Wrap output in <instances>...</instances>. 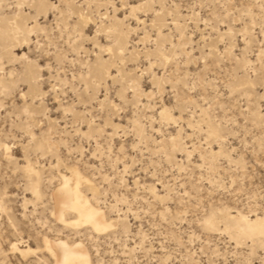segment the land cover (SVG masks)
<instances>
[{"label":"snow or ice","instance_id":"6c2138e0","mask_svg":"<svg viewBox=\"0 0 264 264\" xmlns=\"http://www.w3.org/2000/svg\"><path fill=\"white\" fill-rule=\"evenodd\" d=\"M0 9V194L20 180L37 198L49 158L79 187L89 150L83 141L95 139L97 191L105 204L112 201L111 215L93 210L71 223L59 220L95 235L86 240L95 259L70 262L68 246L45 235L43 249L38 241L35 250L20 251V264H264V0H0ZM227 65L234 71L220 81L216 71L223 75ZM238 72L246 73L243 81ZM232 97L247 107L237 113ZM52 108L60 119H50ZM130 109L127 128L115 127V117ZM125 136L131 163L127 142L113 144ZM114 155L123 164L114 169L119 177L103 170L104 157L111 162ZM136 167L152 173V187L137 182L129 191L125 177ZM205 174L209 198L227 194L245 205L223 247L206 235L217 231L211 217L200 219L199 229L175 230L196 216L187 205L199 208L205 199ZM141 187L150 193L147 208L136 206ZM169 200L179 205L175 212L164 207ZM32 203L35 217L39 203ZM56 215L53 208L50 233ZM17 244L24 241L10 243L12 252ZM42 251L48 259L38 258Z\"/></svg>","mask_w":264,"mask_h":264},{"label":"rangeland","instance_id":"374dc122","mask_svg":"<svg viewBox=\"0 0 264 264\" xmlns=\"http://www.w3.org/2000/svg\"><path fill=\"white\" fill-rule=\"evenodd\" d=\"M7 2V0H6ZM12 2H15V0H12ZM246 2H252L257 3L258 0H246ZM11 12V10H8ZM258 12L259 10L256 9ZM5 14L4 9H0V16H3ZM3 26L0 25V28ZM259 31V28H257V32ZM199 39V37H196ZM27 46H25L26 48ZM257 51L259 50V37H257V42L253 46ZM20 55H23V52L19 53ZM5 63H7V59L5 58ZM191 67H195V65H192ZM223 67V75H221L220 71H216V77L220 81L227 80L229 74L234 71L232 65L222 66ZM242 68V66H241ZM246 73L238 72L236 73V77L238 81H243ZM212 78L211 76L209 77ZM218 87H220L222 92L226 93V89H224L223 84H219ZM166 98H170L167 97ZM100 99H103V97H100ZM228 103H231L234 105L236 112L239 113L240 107H247L246 102H242L237 97H232ZM49 106L51 107V102L49 103ZM81 109L83 106H79ZM93 108L96 107V105L92 106ZM63 113H57L55 108L51 109V116L50 119L57 120L62 117ZM149 116H152V114L149 112ZM158 116V113H157ZM157 116H152V120H155ZM3 117H0V120H2ZM131 119V109L128 113H122L115 117V119L112 121V124L115 125V127L120 128L121 130H124L127 128L129 121ZM152 121L150 120L149 123ZM98 124L101 123V121H97ZM157 126L158 125H153ZM61 130H63V125L61 124ZM55 134V129H54ZM71 138V137H70ZM126 143V147L128 149V152L126 153L128 155V162L131 163V156L134 155V153L131 152V144L132 140L130 137L125 136L123 139L120 137H117L115 140H113V144L115 145L116 149H119L120 143ZM76 143L80 144L81 140L79 137H76ZM98 142L94 139L90 146L89 141L87 139H84L83 146L85 148H88V152L84 155V163L81 164V175L89 181L90 186H92L93 191H85V194L87 198L90 200V202L94 206H98L101 208L105 215H111V204L112 201L110 198L108 199V204H105L103 200L105 198H101L99 192L97 191L98 182L101 179L100 175V166L101 161L97 158H94L92 153L96 150V144ZM123 159V157H121ZM177 160L180 159V156L177 155ZM43 163V162H42ZM195 163V162H194ZM53 165H55V159L49 158V163L44 164V169L46 170V173L42 175L41 182L39 185V191L40 196L39 198H34L31 191H25V185L23 181L15 180L13 181L9 186V191L6 195L0 194V264H20V261L24 259L18 252H12L10 248V243H17V239H22L24 241L23 245L17 244V247L19 249H24V246H28L31 249L37 248V243L39 241L40 247L43 249V243L42 240L45 235L49 239L57 238V234H59V238L66 239L68 242H76L80 241L83 243V245L87 248L90 259H95V252L90 248V242H86L87 236L92 235L93 239H95V235L88 233L84 230H69L67 228H62L61 226L57 225L55 222V233H50L47 231V228L45 227V224H53L52 220V199L51 194L53 190L57 187L59 183V175L60 174H68L70 170H60L53 168ZM143 167H147L146 164L142 165ZM123 164L117 165L116 164V156H113V159L111 162L107 160V156L104 157V165L103 170L105 174H111L115 175L117 177L120 176V171L114 169H122ZM133 172L135 175L129 174L127 177H125V180L129 182V191L135 190L136 183L138 182L141 186L148 185L149 187L153 186V175L152 173H146L144 171H141V167H136L133 169ZM197 176H199V173H197ZM210 179L208 174H205L203 181L201 182L203 184V194L205 199L200 202L199 208L195 207L194 203H190L187 205L188 208H190L193 212L196 213V216H188L185 219L187 220V223H180L176 227L177 232L181 231H187L189 228L193 229H199L200 219H207V217L211 214L216 219V228L217 231L213 233H206V235L213 241L214 247H223L227 241V236L225 233L227 232L224 229V224L221 219L222 214L225 212H229L230 216L234 217L236 212L239 214H242V210L245 208V205L238 204L237 198L235 196H229L227 194H217L214 196H211L209 198L208 195V180ZM20 184L19 187L16 185ZM85 188V186L83 185ZM109 191H113L114 194V188L109 189ZM138 195L141 197L140 200L136 201L137 207H143L147 208L148 206L144 204V200L148 199L150 197V193L145 192L144 188L141 187ZM175 196H179V192L174 193ZM34 199L38 200L39 207L35 209L39 215H36L34 217L33 214V201ZM28 202L26 205L25 202ZM51 206V207H50ZM179 205L172 200H169L167 204L164 205L165 208H171L173 212L177 209ZM155 207V206H154ZM105 209L108 211L105 212ZM134 211L136 208L134 207ZM120 211H123V208L120 209ZM161 209L159 207H155V212H160ZM143 215V213H140ZM43 218L42 222L39 224L33 223V219L35 220H41ZM193 220H196V223H193ZM158 221V218H157ZM130 223L139 224V221L131 220ZM145 225L151 223L150 218H145L144 220ZM165 228L168 231H172L171 225H165ZM103 238V237H102ZM10 240V243H6ZM131 246V242L129 241V247ZM113 247L119 249V245H115L113 243ZM38 258L40 260H45L49 258V253L47 251H42L37 254ZM37 257L29 256V260H35Z\"/></svg>","mask_w":264,"mask_h":264},{"label":"bare ground","instance_id":"6f19581e","mask_svg":"<svg viewBox=\"0 0 264 264\" xmlns=\"http://www.w3.org/2000/svg\"><path fill=\"white\" fill-rule=\"evenodd\" d=\"M85 181H88L85 179L82 175L80 177L79 181V187L77 186V179L73 175V173L70 171L68 174H60L59 175V183L57 187L53 190L51 194L52 199V212L53 208L56 211V224L64 228L63 225L59 224V220L61 215L64 217L66 223H71V221L74 220H80L82 216L87 215L90 211H98V212H104L101 208L98 206H94L90 200L87 198L85 191H93L92 186H90L89 181L88 183H85ZM65 185H67L65 187ZM85 186V188L83 187ZM39 196L40 191L38 188ZM77 193L79 195L77 196ZM55 194V195H54ZM39 196L37 198H39ZM212 214V213H211ZM209 215L208 218L216 219L213 215ZM240 215L238 212H236L235 216H230L229 212H225L222 214V221L224 224V229L228 232L230 229H234L236 226V219ZM52 216V213H51ZM216 225V220H215ZM69 230H77L75 228H67ZM80 230L87 231L85 228H81ZM44 239V238H43ZM49 239V238H48ZM50 241H55L57 245H64L66 244L68 246V249L70 250L68 259L70 262H76L79 261L81 257L87 256L90 259V254L87 250V248L83 245L82 242L76 241V242H68L66 239L63 238H54L49 239ZM43 243V240H42ZM77 245H83L82 249H78ZM26 248H29L28 246H24V249H19L17 251L20 254V251H25ZM34 250V249H33ZM61 260L64 259L63 254L59 257Z\"/></svg>","mask_w":264,"mask_h":264}]
</instances>
